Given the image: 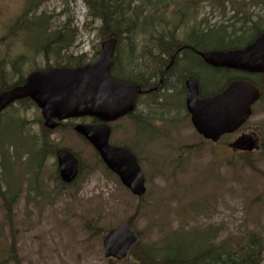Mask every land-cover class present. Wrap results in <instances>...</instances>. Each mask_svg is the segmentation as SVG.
<instances>
[{"label":"rangeland","instance_id":"rangeland-1","mask_svg":"<svg viewBox=\"0 0 264 264\" xmlns=\"http://www.w3.org/2000/svg\"><path fill=\"white\" fill-rule=\"evenodd\" d=\"M241 1L231 0L223 15L200 0L195 15L170 29L177 25L175 37L182 42L191 34L194 22L206 23L209 27L205 29L225 25L230 33L242 34L238 33L241 24L226 23L227 18L237 15L233 7ZM254 1L262 4L251 2L243 14L259 25L260 19L264 20V0ZM173 13L172 8L168 9L166 21ZM41 16L49 18L50 32L61 29L69 20L77 30L74 44L62 51L63 56H84L85 63H91V50H99L107 39L98 32L100 23L88 16L83 0H0V78L3 71L6 83L13 84L32 72L55 66L56 57L46 58L37 52L45 48L48 38L44 34L48 25L36 19ZM260 25L264 27V21ZM148 33L140 32L132 41L120 38L116 52L119 64L126 62L130 51L137 57L145 48L151 49ZM254 33L247 30L233 47L244 46ZM219 38L220 34H211L201 48L220 47ZM137 63L145 67V63ZM124 69L131 71L132 67L125 65ZM206 77L203 72L204 81ZM150 113L143 102L134 120L110 124V144L130 149L145 176L147 192L138 199L98 162L94 149L71 128V124H92V119L69 121L51 132L50 141L58 149L70 150L83 164L79 179L73 185H64L56 156L38 163L41 111L15 104L4 112L0 164L5 151L12 153L13 160H6V170L0 167V187L6 191L11 181L17 198L11 214L0 200V264H134L132 256L123 261L104 257L105 234L125 223L131 225L142 246L157 249L166 242L172 247L192 243L188 237L179 241L172 238L181 232L211 231L216 246L225 241L234 245L254 234L264 245V148L249 157L222 146L187 149L200 142L190 123H175L176 129L172 130L167 123L162 124L167 119H154ZM9 117L18 119L20 128L6 119ZM253 129L259 131L264 142V99L255 105L247 122L246 130Z\"/></svg>","mask_w":264,"mask_h":264},{"label":"water","instance_id":"water-1","mask_svg":"<svg viewBox=\"0 0 264 264\" xmlns=\"http://www.w3.org/2000/svg\"><path fill=\"white\" fill-rule=\"evenodd\" d=\"M117 38L111 36L102 43V53L93 64L77 68H53L32 72L23 85L0 94V113L17 102L29 99L41 111L44 128L55 131L69 120L91 118L96 124H77L73 131L83 138L99 155L105 167L119 178L134 197L145 196L146 180L138 160L128 148L110 144V124L132 114L140 86L119 83L110 78ZM209 66L264 74V33L243 49L212 51L201 54ZM187 108L196 131L206 140L217 142L221 136L241 128L252 115V106L261 97L251 82L230 83L221 94L199 100L196 78L187 80ZM234 152L253 153L258 145L250 136H241L230 145ZM59 178L64 185H72L79 176V159L68 149L56 152ZM138 242L129 223L109 230L103 239L104 257L123 261Z\"/></svg>","mask_w":264,"mask_h":264},{"label":"trees","instance_id":"trees-1","mask_svg":"<svg viewBox=\"0 0 264 264\" xmlns=\"http://www.w3.org/2000/svg\"><path fill=\"white\" fill-rule=\"evenodd\" d=\"M204 1L205 3H208L213 10H217L223 15L226 14L228 3L231 2V0H203V2ZM251 2L257 4L260 3V1L242 0L241 2L236 3V7H233L237 11L234 21L242 25V28L238 31V33L241 32L242 34H236V32L230 33V27L225 25L220 26L219 28L210 27L205 29L208 25L203 23L200 32L202 42L204 43L211 34H220L219 42L221 45L214 50L229 51L243 49L251 44L259 34L264 33V27H261L260 25V23L264 21L263 19H260L261 22L258 25L257 22L248 19L246 15L243 14L244 8ZM83 3L88 9V16L94 21L100 23L98 32H101L104 37L109 38L114 36L120 41H122L120 38L126 37L128 41H132L130 39L137 36L138 33L149 32V35L147 36L150 37L149 39L152 41V48L160 50L169 49L172 45L183 43L175 37L177 25L174 30H171L170 26L179 23V21H185L188 17L193 16L191 9L187 5V0H83ZM171 8L174 10V13L166 21L165 15L167 14L168 9ZM198 8L196 10H198ZM36 19H40L44 26L48 25L47 31L45 30L44 32L45 35L48 34V38L46 36V46L44 49H38L37 52H42L46 58H49L50 56L56 57L55 66H48L46 69H39L37 71L46 72L53 68H77L86 65L84 56L77 59L73 56L62 55V51L71 47L75 42L77 30L72 28L70 20L61 29H58L55 32H50L48 17L41 16ZM247 30L255 31L253 37L244 46L233 47L237 41L245 37ZM145 49L144 53L139 57H133L131 51L127 53V66L132 67L133 71L125 70V76L120 77L117 72H115V69H117L116 64V67L110 72V78L119 83L129 85L139 84L140 80L137 79L146 75V67H144V64L140 65L137 62L140 61L145 63L148 48ZM134 59L138 61L134 62ZM133 62L135 64L137 63V65H134ZM134 72L136 74H134ZM225 76L227 81L232 75L229 73L225 74ZM5 77L6 74L1 71L0 94L16 86L23 85L25 81V79L21 78L13 84H8L6 83ZM15 104L24 108L36 107V105L29 99ZM9 108H13V105ZM4 112L0 113V122L5 118ZM6 119L14 123L16 122L18 128H20L18 119L14 117ZM94 122L97 121L95 120ZM42 123L43 120H40V124ZM63 124L60 125L58 129L64 126ZM72 127L74 126L71 124V128ZM51 132L52 131L45 129L44 126H42V142L40 144V151L36 153L39 158L38 163L40 164L42 163L43 158L56 156V152L59 150L57 146L50 141ZM78 137L81 138L80 136ZM81 140L88 144L83 138H81ZM2 144L0 133V150L3 149ZM9 147V150L11 151L14 148L12 143L9 144ZM5 152L7 153L2 156V163L0 164V167L4 169L6 160L9 162L13 160L12 153L10 155L8 151ZM95 154L98 158V162L104 166L99 155L96 152ZM245 154L246 157L251 155V153ZM75 156L77 157V155ZM79 162L80 167L77 180L83 170V164L80 159ZM247 164L251 169L256 170L253 164ZM12 188L13 183L11 181L6 191L0 187V200L7 214H11L17 198V195L13 193ZM212 234L211 231L206 233L193 232L192 234H185L183 232L175 233L172 238L178 239L179 241L182 238L188 237L192 239V243L186 246L178 244L176 247H172V243L166 242L163 247L158 249L155 247L142 246L140 239L138 238V242L130 250L129 256H132L134 264H261L264 245L254 234H250L246 238L244 237L242 241L235 243L234 245H231V241H225L218 246L212 243L215 238L214 236L212 237Z\"/></svg>","mask_w":264,"mask_h":264},{"label":"flooded vegetation","instance_id":"flooded-vegetation-1","mask_svg":"<svg viewBox=\"0 0 264 264\" xmlns=\"http://www.w3.org/2000/svg\"><path fill=\"white\" fill-rule=\"evenodd\" d=\"M199 2L200 0H187V5L191 9L192 15H195V13L197 12L196 9L200 6ZM226 20H228L226 22H232L235 20V17L227 18ZM194 25L195 27L191 30V34L187 37L186 40L183 41V43L172 45L169 49H153L151 46V49L147 50V56L145 60L146 75L144 77L138 78L137 80H140L139 84H135L137 86H140L143 93L137 97L135 111L122 119L134 120V118L137 117L136 114L140 104L145 102L147 109L151 111L150 116H153L154 119H156L157 116H160L162 120L167 119L162 124L167 123V126L172 130L176 129L175 123H190L194 133L197 135L200 142L193 146H186L187 149L194 148V150H200L205 147L222 146V148H228L229 150L234 152L230 148V145L241 136L246 135L252 137L258 145V150L254 152L261 151L264 148V142L260 138L259 131L256 129L246 130L247 123L239 128L236 132L221 136L217 142L204 139L203 136H201L194 128L192 124L191 114L189 113L187 108L188 88L186 83L189 78L194 77L198 81L200 101H205L221 94L223 91H225L230 83L238 80L249 81L259 89L261 97L257 103L264 99V74H251L241 70L214 68L206 64L201 54L219 50L201 48V45L203 44L200 36L202 26L199 23L196 24V22H194ZM119 44L120 40L117 38L116 51L113 57L114 65L112 70L116 67L117 64V74L122 77L125 76L124 66L127 65L128 59L126 57V62H124L123 60V63L122 61L120 62V64L118 63L116 52ZM91 52L93 53L92 61L88 64H93L98 60L99 56L102 53V44L100 45L99 50H97L96 52L91 50ZM143 53L144 51L137 57H139ZM136 61L138 60L134 59V62ZM203 72L207 75V81H204L202 79ZM229 73L232 76L226 81L225 74ZM256 104L252 106L251 117L254 114ZM79 120L81 119L69 121ZM120 120H118L117 122H119ZM94 121L95 120L92 119V124L97 123ZM112 146L127 148L126 146L121 145Z\"/></svg>","mask_w":264,"mask_h":264},{"label":"bare ground","instance_id":"bare-ground-1","mask_svg":"<svg viewBox=\"0 0 264 264\" xmlns=\"http://www.w3.org/2000/svg\"><path fill=\"white\" fill-rule=\"evenodd\" d=\"M4 86V85H3Z\"/></svg>","mask_w":264,"mask_h":264}]
</instances>
